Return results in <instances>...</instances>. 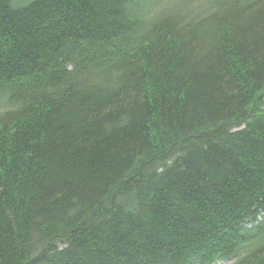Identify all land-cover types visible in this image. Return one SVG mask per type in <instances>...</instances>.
<instances>
[{"label": "trees", "instance_id": "16d2710c", "mask_svg": "<svg viewBox=\"0 0 264 264\" xmlns=\"http://www.w3.org/2000/svg\"><path fill=\"white\" fill-rule=\"evenodd\" d=\"M264 0H0V264H264Z\"/></svg>", "mask_w": 264, "mask_h": 264}, {"label": "rangeland", "instance_id": "374dc122", "mask_svg": "<svg viewBox=\"0 0 264 264\" xmlns=\"http://www.w3.org/2000/svg\"><path fill=\"white\" fill-rule=\"evenodd\" d=\"M222 264H232V263H222Z\"/></svg>", "mask_w": 264, "mask_h": 264}]
</instances>
